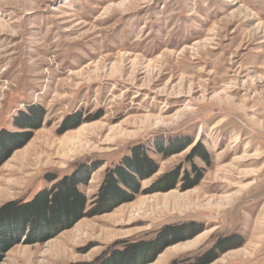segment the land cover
I'll list each match as a JSON object with an SVG mask.
<instances>
[{
    "label": "rangeland",
    "instance_id": "rangeland-1",
    "mask_svg": "<svg viewBox=\"0 0 264 264\" xmlns=\"http://www.w3.org/2000/svg\"><path fill=\"white\" fill-rule=\"evenodd\" d=\"M1 136L2 221L91 172L0 264H264V0H0ZM135 154L157 172L93 214Z\"/></svg>",
    "mask_w": 264,
    "mask_h": 264
},
{
    "label": "trees",
    "instance_id": "trees-1",
    "mask_svg": "<svg viewBox=\"0 0 264 264\" xmlns=\"http://www.w3.org/2000/svg\"><path fill=\"white\" fill-rule=\"evenodd\" d=\"M3 139L4 137L1 136L0 141ZM2 152L3 148L0 147V167L3 160L1 157ZM135 157V160L132 159L133 161L124 159L122 165L109 170L105 174L104 182L96 196L94 209L91 210L94 211L93 214L98 215L99 204L106 209H111V207L114 209L113 205L116 203L120 205L131 201L132 198H125L126 193L139 194L140 182L138 180L149 178L157 172V167L153 165V161L145 155L140 156L143 158L142 160L138 158V155ZM89 173L86 178L73 174L59 180L51 190H44L34 200L23 203L17 211L15 220L2 221L0 217V263L5 253L17 244L16 242L22 234L29 230L30 222L33 219L46 223L53 221L56 222L55 224L66 226V224L75 223L80 217H83V212L87 209V198L78 191V187L86 183ZM166 177L168 176H165L162 180ZM171 187H175V184ZM91 211L88 214H91ZM1 214L2 212L0 216ZM121 252H116L115 255H119L118 258H123L125 254ZM211 258L208 256L202 257L194 264H210L213 261H210ZM173 264L180 263L175 262Z\"/></svg>",
    "mask_w": 264,
    "mask_h": 264
}]
</instances>
